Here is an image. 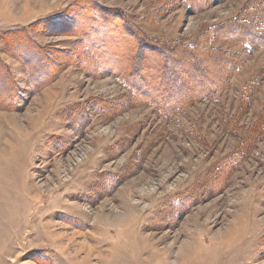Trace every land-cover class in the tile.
I'll return each mask as SVG.
<instances>
[{
    "label": "rangeland",
    "instance_id": "1",
    "mask_svg": "<svg viewBox=\"0 0 264 264\" xmlns=\"http://www.w3.org/2000/svg\"><path fill=\"white\" fill-rule=\"evenodd\" d=\"M0 264H264V0H0Z\"/></svg>",
    "mask_w": 264,
    "mask_h": 264
},
{
    "label": "trees",
    "instance_id": "2",
    "mask_svg": "<svg viewBox=\"0 0 264 264\" xmlns=\"http://www.w3.org/2000/svg\"><path fill=\"white\" fill-rule=\"evenodd\" d=\"M214 27H217V28H218V27H220V26H214ZM214 27H213V28H214ZM213 28H212V29H213ZM209 30H211V28H210ZM256 33H257V32H255L254 36L256 35ZM212 39H214V38H212ZM209 40H210V41H209ZM209 40L206 42L207 44H210V42L212 41L211 39H209ZM214 40H215V39H214ZM207 46H208V45H207ZM194 47H195V46H193V47H191V48H194ZM253 47H254V46H253ZM254 48H255V47H254ZM189 49H190V48H189ZM204 49L209 50V48H207L206 46L204 47ZM234 66H235V65H234Z\"/></svg>",
    "mask_w": 264,
    "mask_h": 264
},
{
    "label": "bare ground",
    "instance_id": "3",
    "mask_svg": "<svg viewBox=\"0 0 264 264\" xmlns=\"http://www.w3.org/2000/svg\"><path fill=\"white\" fill-rule=\"evenodd\" d=\"M192 249H193V248H192ZM192 251H193V250H192ZM192 251H191V252H192Z\"/></svg>",
    "mask_w": 264,
    "mask_h": 264
}]
</instances>
